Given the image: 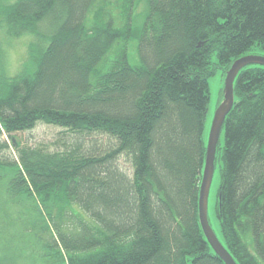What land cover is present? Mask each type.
I'll use <instances>...</instances> for the list:
<instances>
[{"label":"trees","instance_id":"obj_1","mask_svg":"<svg viewBox=\"0 0 264 264\" xmlns=\"http://www.w3.org/2000/svg\"><path fill=\"white\" fill-rule=\"evenodd\" d=\"M136 3L0 0V32L29 38L18 71L0 66V193L39 206L27 226L45 264H225L198 218L208 81L264 55V0H146L139 28ZM233 92L219 240L264 264V66L241 68ZM38 124L59 129L52 143L17 136Z\"/></svg>","mask_w":264,"mask_h":264},{"label":"rangeland","instance_id":"obj_2","mask_svg":"<svg viewBox=\"0 0 264 264\" xmlns=\"http://www.w3.org/2000/svg\"><path fill=\"white\" fill-rule=\"evenodd\" d=\"M146 0H137L134 9V26L139 28L146 13ZM2 37V39H1ZM29 38L8 40L0 32V45L3 52L0 55L2 64L8 73H14L20 69L27 57V44ZM136 38L128 45V60L131 64H139ZM110 54L109 56H111ZM263 55L260 49H252L242 56ZM225 75L222 69L209 78V103L206 113L205 138L217 107L223 100ZM59 129L38 124L29 132L17 134L21 139L34 142L52 143ZM224 129L220 134V147L223 145ZM220 150L217 151L214 173L208 194L207 217L208 222L219 239H222L220 226L216 217L217 193L220 185ZM38 207L31 199L15 201L0 193V264H45L48 257V247L45 241L37 239L27 225L39 215Z\"/></svg>","mask_w":264,"mask_h":264},{"label":"water","instance_id":"obj_3","mask_svg":"<svg viewBox=\"0 0 264 264\" xmlns=\"http://www.w3.org/2000/svg\"><path fill=\"white\" fill-rule=\"evenodd\" d=\"M250 64L264 66V55L241 56L234 60L225 75L223 100L217 107L207 135L203 170L199 183L198 218L204 237L212 250L225 264H237L212 230L207 217L209 189L214 173L217 144L225 117L234 103L233 84L238 71Z\"/></svg>","mask_w":264,"mask_h":264}]
</instances>
